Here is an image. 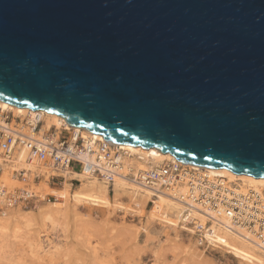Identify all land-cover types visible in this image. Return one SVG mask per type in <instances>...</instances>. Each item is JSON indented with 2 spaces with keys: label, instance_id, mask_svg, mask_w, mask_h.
<instances>
[{
  "label": "water",
  "instance_id": "1",
  "mask_svg": "<svg viewBox=\"0 0 264 264\" xmlns=\"http://www.w3.org/2000/svg\"><path fill=\"white\" fill-rule=\"evenodd\" d=\"M264 179V0H0V102Z\"/></svg>",
  "mask_w": 264,
  "mask_h": 264
},
{
  "label": "bare ground",
  "instance_id": "2",
  "mask_svg": "<svg viewBox=\"0 0 264 264\" xmlns=\"http://www.w3.org/2000/svg\"><path fill=\"white\" fill-rule=\"evenodd\" d=\"M0 111L13 112V117L16 119L23 117V120H27L28 123L40 118L42 121L40 133L52 128L56 138L59 137L61 132L60 127L62 125L66 126L61 117L45 113L42 110L32 112L26 108L18 109L3 101L0 102ZM66 129L74 134H80L91 145H95L97 141L103 139L99 134H91L84 129H71L69 126H66ZM119 147L125 156L122 158L119 176L116 177L111 186H106L95 179L86 178L82 173L63 170L57 173L42 162H29L24 151L15 152L11 160L0 155V205L6 206L10 212L12 211L10 210L12 201L8 199V193L15 189H24V185L20 186L16 178L22 184L25 182L27 185L34 186V189L28 186V189L22 191L27 197H35L42 191H48L53 195L55 192L48 188V180L52 175H55L63 180V187L60 191L62 194L60 201H63L61 202L63 207L70 206V209H77L80 204H89L94 207L101 206L107 210H121L133 214L138 210L142 212L144 208H148L146 204L151 202L148 219L154 223L157 222L166 230L164 236L167 242L174 244L181 241L180 233L185 232L191 240L194 239L193 245L200 246L201 244L198 243L200 242L208 249L220 250L233 257L238 264H264V249L260 247V243L252 231L236 222L238 221L237 216L231 215L232 213L227 215L226 211L222 209L215 210L213 205L206 202L194 201V198L200 194V187L197 184L192 185L193 188L190 189L188 179L180 176V179L172 184L170 188L155 183L152 190L140 182L133 181V178L137 175H143L168 162L175 161L173 156L163 154L155 148L142 149L125 145H119ZM182 167L197 171L200 178L205 177L208 185L218 184L221 186L217 187V193L223 198H229L231 192H233L237 197L243 196L245 200L247 194L253 193L254 197H258L262 202L264 201V179H254L249 175H236L225 169H206L184 164H182ZM199 177L196 179L198 183L201 181ZM37 178L42 180L40 183L35 184L34 180ZM72 181L79 183L74 190H72L69 183ZM217 205L220 207L219 204ZM49 210L59 213L62 209L51 207ZM44 213H46L45 210L40 212V215ZM260 214H262L261 211ZM2 215L3 218H0V224L6 222V220L9 221V218H5L6 213ZM12 216L11 218L14 219H24L22 214H14V211ZM27 219L30 220L31 218L27 217ZM54 226L53 221H51L50 227L55 229ZM29 230L28 232H30ZM16 233L18 235V231ZM197 235L200 239H197ZM51 241L47 244L48 246L51 245ZM35 242L37 243V240ZM37 244L39 245V242ZM53 248L54 246H50L46 250L44 248L43 252L41 248L39 252H42L44 256H48L51 255ZM37 249L39 248L37 247Z\"/></svg>",
  "mask_w": 264,
  "mask_h": 264
},
{
  "label": "rangeland",
  "instance_id": "3",
  "mask_svg": "<svg viewBox=\"0 0 264 264\" xmlns=\"http://www.w3.org/2000/svg\"><path fill=\"white\" fill-rule=\"evenodd\" d=\"M16 180L20 186L24 185V189L28 186L34 189V186ZM41 180H34V183ZM62 182L61 178L49 179L48 188L55 192L53 195L42 191L34 199L14 203L11 212L0 205V218L3 213L9 218L8 222L0 224V264H238L220 250L208 249L200 242V246L193 245L194 239L185 232L180 233L181 241L167 242L166 230L148 219L151 202L146 204L148 208L133 214L89 204H80L77 209L63 207V201H60ZM69 183L72 190L79 185L76 181ZM24 189L10 191L8 199L13 203L11 197L16 199L20 196L19 191ZM51 207L62 210L58 213L49 210ZM44 210L46 213L40 215ZM13 211L22 214L24 219L11 218ZM51 221L55 229L50 227ZM197 239H200L198 235ZM49 241L52 243L48 246ZM40 246L42 252L44 248L54 246L51 255H42Z\"/></svg>",
  "mask_w": 264,
  "mask_h": 264
},
{
  "label": "built area",
  "instance_id": "4",
  "mask_svg": "<svg viewBox=\"0 0 264 264\" xmlns=\"http://www.w3.org/2000/svg\"><path fill=\"white\" fill-rule=\"evenodd\" d=\"M41 125L40 118L28 123L27 120L14 118L8 111H0V155L11 160L15 152L24 151L29 162H42L57 173L60 170L82 173L86 178L95 179L106 186H111L119 176L122 158L125 156L119 145L108 143L104 139L91 145L80 134L69 132L66 129L67 125L60 127L61 132L56 138L53 129L40 133ZM180 176L188 179L190 189L194 184L200 187V194L194 198L195 202H206L213 205L215 210L222 209L226 211L227 215L232 213L231 215L237 216L238 221L236 222L252 231L259 241L260 247L264 249V201L254 197L253 193L247 194L245 200L243 196L237 197L233 192L229 198H223L217 193V187L221 186L218 184L208 185L205 177L200 178L197 171L183 168L182 164L176 160L143 175H137L133 181L140 182L153 190L155 183L170 188L180 179ZM198 177L201 179L200 183L196 180ZM50 179L60 178L52 175ZM19 192H21L20 196H17L16 199L11 197L12 205L19 201L35 198L24 196L22 191Z\"/></svg>",
  "mask_w": 264,
  "mask_h": 264
}]
</instances>
